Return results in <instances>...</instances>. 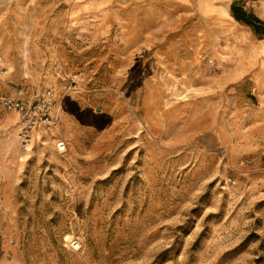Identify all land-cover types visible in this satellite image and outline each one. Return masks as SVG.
Listing matches in <instances>:
<instances>
[{
	"label": "rangeland",
	"instance_id": "rangeland-1",
	"mask_svg": "<svg viewBox=\"0 0 264 264\" xmlns=\"http://www.w3.org/2000/svg\"><path fill=\"white\" fill-rule=\"evenodd\" d=\"M80 2L87 1L0 0V264H264V150L244 148L252 126L238 130L239 111L264 109V100L247 93L251 85L236 87V97L220 83L202 85L213 76L189 62L186 76L177 68L183 47L170 75L162 64L154 73L149 64L166 36L142 34L138 1L95 11ZM242 2L264 16V1ZM122 44L131 50L119 53ZM28 58L38 84L24 77ZM132 78L140 91L130 100L122 82ZM151 81L164 88L162 139L136 106ZM14 88L29 101L54 95L60 121L34 138L55 135L66 152L56 142L15 146L21 123L8 116H20L1 103ZM62 100L71 111L57 110ZM188 116L216 126L197 131ZM225 129H235L233 143L222 139ZM13 154L24 162L18 175L5 160Z\"/></svg>",
	"mask_w": 264,
	"mask_h": 264
},
{
	"label": "crops",
	"instance_id": "crops-1",
	"mask_svg": "<svg viewBox=\"0 0 264 264\" xmlns=\"http://www.w3.org/2000/svg\"><path fill=\"white\" fill-rule=\"evenodd\" d=\"M72 1H87L80 2L83 9L87 11H95L102 5L105 7L109 1H138L139 5L143 6L141 13L143 12L144 15L141 32L150 38L153 36H166V38L173 39L181 37L190 23L195 24L196 35L200 41L198 71L206 78L213 76L211 80L205 79L202 85L216 86L220 83L222 89L228 90L229 95L234 97H236V87L247 88L248 85H251L247 89V93L260 96L264 100V35L257 34L252 27L236 20L231 9L235 4L264 22V16L255 9V5L249 6L242 2L264 0ZM98 1L99 4L96 3ZM77 21L82 20L77 19ZM239 26L242 28H238ZM143 35L139 34V36ZM184 70L189 71L187 66ZM188 74L190 72L186 76ZM230 101L233 103V98ZM239 112H242L243 119L240 117L241 124L239 123L238 130L241 131V129L244 130L246 127L252 126L253 132L252 138L247 139L244 148L257 156L264 150V109L263 107L260 109L248 108ZM11 116L14 117V115ZM234 130L225 129L222 139L230 140L233 143Z\"/></svg>",
	"mask_w": 264,
	"mask_h": 264
},
{
	"label": "bare ground",
	"instance_id": "bare-ground-1",
	"mask_svg": "<svg viewBox=\"0 0 264 264\" xmlns=\"http://www.w3.org/2000/svg\"><path fill=\"white\" fill-rule=\"evenodd\" d=\"M97 4H99V1L96 2ZM27 17H31V15H28ZM196 25L193 23H190L185 31L183 32V35L181 37H177V38H166L165 42H163L161 45H159L158 47L155 48L154 54H153V58H157L158 61L155 62V64L153 65L154 62L150 63V68L151 70L155 71L154 73H157V70L160 69L159 64H162V68H164L167 71V74L170 75L171 72V63L170 60L172 58H174L176 56L177 53L180 52L179 48H184V52H182V57L180 60V65H177L178 69L184 70L187 63H191L196 67H199V63H200V58H199V39L196 35ZM141 39V38H139ZM119 53H126L129 50V44H122L119 47ZM5 50L8 54L11 53L10 50V44L9 42H6L5 45ZM159 58H163L162 63H160ZM36 60L33 58H28L27 61L24 62V65L26 66V69H28V72H25L24 77L26 79H30V77L32 78V80L38 84V80H39V75L37 72V66H36ZM148 63L145 62V67H147ZM164 65V66H163ZM176 68V69H177ZM185 71V70H184ZM153 76V75H152ZM155 76V74H154ZM6 78V77H5ZM4 79V78H3ZM123 79V78H120ZM53 78L48 75V77L46 78V84L50 85L53 83ZM122 82V81H120ZM123 83V89H124V94H127L128 98L131 100L132 98H134V96L139 97V91L140 88L138 86V84L135 82V80L129 79L126 80V83ZM144 89V88H143ZM162 91H164L163 87L158 88L157 83H153L152 81L149 83V88H146L145 93L143 95L142 98H140V100L138 101V103H136L137 107L139 106V102H140V106H141V111H140V119L141 121H145L148 127V131H150L154 136H156L157 138L162 139L164 137V135L166 134V131H163V129L161 128L160 124H159V110L162 109ZM171 91V89H170ZM174 91V90H172ZM65 96V94H64ZM182 97L184 98V105L186 106V112L185 114H191V110L188 108L189 104H191L188 100V94H183ZM182 98V99H183ZM186 98V99H185ZM166 101L168 102L167 105H171L169 104L170 102V98H167ZM70 103V101H68L66 104H64L63 100L62 102L58 105L57 110H59L62 114L64 113V111H71V105L68 104ZM68 104V108H62L64 105L67 106ZM197 110L202 111L203 109V104L201 102H199L197 105ZM173 107V106H172ZM171 107V108H172ZM140 108V107H138ZM171 108H168L167 111H170ZM63 117V115H62ZM8 118H10V123H12L13 125H17L19 126L18 122L19 121H14V119H11L10 116H8ZM189 118V116H188ZM186 118V125L190 128H195L197 131L199 130H204L206 128H215V121L213 120V123L210 122V124H203L198 122L197 120L194 119H188ZM63 121V118H61ZM16 122V123H15ZM204 122V121H203ZM53 134H56V132L54 130H52ZM55 135L49 134L47 135V141L45 140V142H42L41 139H39L38 137L35 140V144H40L42 143L43 145L45 144H50L52 142H58L55 138ZM40 140V141H39ZM40 142V143H39ZM162 143V142H161ZM42 148V147H40ZM31 151H34L33 148ZM41 151V150H40ZM38 151V154L40 155L41 152ZM31 156V155H30ZM6 162H9L11 164V166H13V169L16 171L15 174L18 175V173L20 172V170L23 168L24 166V162L22 158H19L18 156H16V154H13V156L10 157H5ZM60 161V160H57Z\"/></svg>",
	"mask_w": 264,
	"mask_h": 264
},
{
	"label": "built area",
	"instance_id": "built-area-1",
	"mask_svg": "<svg viewBox=\"0 0 264 264\" xmlns=\"http://www.w3.org/2000/svg\"><path fill=\"white\" fill-rule=\"evenodd\" d=\"M53 96L49 92L45 98L29 101L26 99L23 88H14L13 95H5L1 98V103L6 111L16 112L20 116L21 129L13 139L15 146L29 151L35 144V131L40 128L49 129L58 125L60 119L52 114L55 101ZM43 137L42 135L41 139ZM57 149L61 153L66 152V142L58 140ZM71 245L74 250L81 248V243L77 239L72 240Z\"/></svg>",
	"mask_w": 264,
	"mask_h": 264
},
{
	"label": "trees",
	"instance_id": "trees-1",
	"mask_svg": "<svg viewBox=\"0 0 264 264\" xmlns=\"http://www.w3.org/2000/svg\"><path fill=\"white\" fill-rule=\"evenodd\" d=\"M231 9L236 20L249 25L257 34L264 35L263 21L257 18L254 14L248 13L242 7L235 4L232 5Z\"/></svg>",
	"mask_w": 264,
	"mask_h": 264
}]
</instances>
